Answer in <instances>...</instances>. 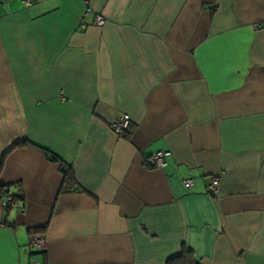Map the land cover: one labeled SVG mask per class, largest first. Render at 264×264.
I'll return each instance as SVG.
<instances>
[{"label":"crops","instance_id":"obj_1","mask_svg":"<svg viewBox=\"0 0 264 264\" xmlns=\"http://www.w3.org/2000/svg\"><path fill=\"white\" fill-rule=\"evenodd\" d=\"M30 1H0V187L18 196L0 264H167L183 247L264 264V0Z\"/></svg>","mask_w":264,"mask_h":264},{"label":"built area","instance_id":"obj_2","mask_svg":"<svg viewBox=\"0 0 264 264\" xmlns=\"http://www.w3.org/2000/svg\"><path fill=\"white\" fill-rule=\"evenodd\" d=\"M1 2L5 3L8 0H0ZM25 6H30L31 5V1L30 0H21ZM87 8H88V2H86ZM95 26L97 27H103L105 24V20L104 18L98 16L97 19L95 20ZM130 125H131V119H129L128 115H122V116H118L115 119V122L111 125V132L114 133V135H117L118 137H124L127 136L128 134L131 133L130 131ZM169 156V153L166 151L163 152H157L155 154L152 155V157H150L149 159V166H151V168H158V169H162L165 166V159L166 157ZM193 184V181L191 179H188L186 181L183 182V186L186 189H189V187H191ZM208 194L211 197H216L219 194V181L217 179H212L209 184H208ZM12 200V196L10 194L8 195H4L2 197H0V204L2 206V208L6 209L9 205V203ZM29 248L33 251L36 252H43L44 248H45V241L43 238L41 237H31L29 240ZM31 264H40V262L36 259H32Z\"/></svg>","mask_w":264,"mask_h":264},{"label":"trees","instance_id":"obj_3","mask_svg":"<svg viewBox=\"0 0 264 264\" xmlns=\"http://www.w3.org/2000/svg\"><path fill=\"white\" fill-rule=\"evenodd\" d=\"M132 125H130V130H131ZM127 136H124V138ZM27 143H19L16 144L14 146V148L17 147H22V146H26ZM5 155H3V157L1 158V162H0V169L2 166V160L4 159ZM55 161V159H53ZM60 173L63 175V186H62V191L66 192L68 190L71 189L72 185L75 184V179L73 177L72 171L69 167H66L64 165H61L60 167ZM10 194L12 196V200L9 203L8 208H10L14 202L16 201V199L18 198L17 195H12L10 193V187H0V195L4 196V195H8ZM167 264H198L196 259H194L192 251L190 252L187 248L183 247L182 251L180 253V255L168 259Z\"/></svg>","mask_w":264,"mask_h":264}]
</instances>
